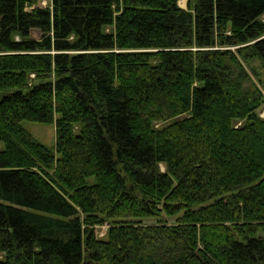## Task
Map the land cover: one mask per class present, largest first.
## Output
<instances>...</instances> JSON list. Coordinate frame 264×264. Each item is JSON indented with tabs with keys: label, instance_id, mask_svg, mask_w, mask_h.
I'll use <instances>...</instances> for the list:
<instances>
[{
	"label": "trees",
	"instance_id": "obj_1",
	"mask_svg": "<svg viewBox=\"0 0 264 264\" xmlns=\"http://www.w3.org/2000/svg\"><path fill=\"white\" fill-rule=\"evenodd\" d=\"M40 1L0 0V264H264V0Z\"/></svg>",
	"mask_w": 264,
	"mask_h": 264
},
{
	"label": "rangeland",
	"instance_id": "obj_2",
	"mask_svg": "<svg viewBox=\"0 0 264 264\" xmlns=\"http://www.w3.org/2000/svg\"><path fill=\"white\" fill-rule=\"evenodd\" d=\"M47 0H41V5H46ZM179 6L185 8L186 0H178ZM37 31H34V34L37 35ZM246 71L250 75V78L254 82V84L259 88L264 96V67L263 65L256 59L249 61L248 65H244ZM22 127H24L35 139L42 142L43 144L51 147L55 142V130L54 125L52 123H41L30 120H22ZM160 168L164 169V165L160 163ZM92 180V177L88 179ZM146 222H154V219H147ZM168 222H172V217H167ZM95 232L99 237L104 236L107 225L99 224L95 225Z\"/></svg>",
	"mask_w": 264,
	"mask_h": 264
},
{
	"label": "built area",
	"instance_id": "obj_3",
	"mask_svg": "<svg viewBox=\"0 0 264 264\" xmlns=\"http://www.w3.org/2000/svg\"><path fill=\"white\" fill-rule=\"evenodd\" d=\"M257 113L260 117H264V102L262 103V105L259 107V109L257 110Z\"/></svg>",
	"mask_w": 264,
	"mask_h": 264
}]
</instances>
